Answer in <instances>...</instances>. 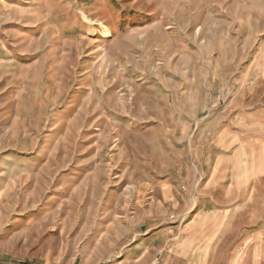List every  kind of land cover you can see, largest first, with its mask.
Listing matches in <instances>:
<instances>
[{
  "label": "rangeland",
  "instance_id": "rangeland-1",
  "mask_svg": "<svg viewBox=\"0 0 264 264\" xmlns=\"http://www.w3.org/2000/svg\"><path fill=\"white\" fill-rule=\"evenodd\" d=\"M263 230L264 0H0V264H261Z\"/></svg>",
  "mask_w": 264,
  "mask_h": 264
},
{
  "label": "crops",
  "instance_id": "crops-1",
  "mask_svg": "<svg viewBox=\"0 0 264 264\" xmlns=\"http://www.w3.org/2000/svg\"><path fill=\"white\" fill-rule=\"evenodd\" d=\"M262 235H263V237L261 238ZM260 241H261V244H259V246H258L259 249L261 247H264V230H263V232H260ZM262 242H263V244H262ZM255 251H257V248ZM50 264H55V263H50ZM163 264H169V263H168V261L163 260ZM187 264H201V263L199 261H197V262H187ZM229 264H231V263H229ZM234 264H236V263H234ZM250 264H259V263L256 261V258H253L252 262ZM261 264H264V263L261 262Z\"/></svg>",
  "mask_w": 264,
  "mask_h": 264
},
{
  "label": "bare ground",
  "instance_id": "bare-ground-1",
  "mask_svg": "<svg viewBox=\"0 0 264 264\" xmlns=\"http://www.w3.org/2000/svg\"><path fill=\"white\" fill-rule=\"evenodd\" d=\"M111 33V30L108 27L101 26L100 36L105 37Z\"/></svg>",
  "mask_w": 264,
  "mask_h": 264
},
{
  "label": "built area",
  "instance_id": "built-area-1",
  "mask_svg": "<svg viewBox=\"0 0 264 264\" xmlns=\"http://www.w3.org/2000/svg\"><path fill=\"white\" fill-rule=\"evenodd\" d=\"M157 262L156 261H153L152 264H156Z\"/></svg>",
  "mask_w": 264,
  "mask_h": 264
}]
</instances>
